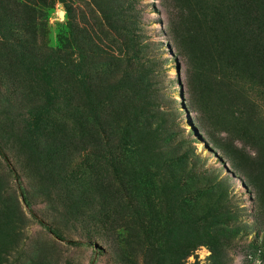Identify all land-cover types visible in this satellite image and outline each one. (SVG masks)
I'll return each mask as SVG.
<instances>
[{"label":"rangeland","instance_id":"rangeland-1","mask_svg":"<svg viewBox=\"0 0 264 264\" xmlns=\"http://www.w3.org/2000/svg\"><path fill=\"white\" fill-rule=\"evenodd\" d=\"M93 1L66 2L99 35ZM116 1L127 25L140 23L134 32L146 47L140 58L163 141L120 143L108 155L99 149V119L91 127L66 101L48 105L24 69L5 68L0 56V264H264V175L235 169L216 144H234L251 158L257 147L206 107L194 64L167 33L173 4ZM42 21L46 43L60 47L70 33L64 5ZM102 42L120 54V43ZM251 81L224 91L231 111L254 121L264 114V87ZM39 107L44 114L35 118Z\"/></svg>","mask_w":264,"mask_h":264},{"label":"trees","instance_id":"trees-1","mask_svg":"<svg viewBox=\"0 0 264 264\" xmlns=\"http://www.w3.org/2000/svg\"><path fill=\"white\" fill-rule=\"evenodd\" d=\"M66 1L0 0V56L5 58V68L12 70L17 64L24 69L48 105L57 108L66 101L74 113L83 112L91 127L95 126L92 119H99V149L105 148L108 155H114L115 145L120 143L142 148L162 142L164 123L158 121L151 103V73L140 58L146 47L138 45L140 37L134 32L140 25L137 17L127 25L116 0L113 5L94 0L92 5L99 14L98 35L78 21L74 8ZM58 2L65 7L70 33L60 37V47L52 48L46 43L42 20H47ZM163 2L173 4L167 33L175 49L194 64L193 78L200 81L206 107L225 129L230 124L235 128L229 130L230 134L250 139L257 155L251 158L245 151L234 149V144L213 143L228 153L235 169L247 165L263 176L264 133L259 124L264 122V114L253 121L246 118L245 112L231 111L224 88L237 89L240 81L257 78L264 87V0ZM102 37L120 43V54L106 50ZM98 58L99 68H89ZM238 97L243 96L239 93ZM41 114L44 109L39 107L35 118ZM31 128L39 129L34 119Z\"/></svg>","mask_w":264,"mask_h":264}]
</instances>
